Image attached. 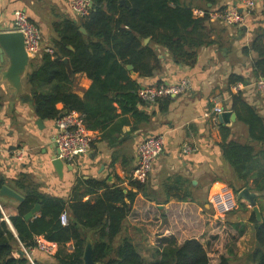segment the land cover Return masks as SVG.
Masks as SVG:
<instances>
[{"label": "trees", "instance_id": "trees-1", "mask_svg": "<svg viewBox=\"0 0 264 264\" xmlns=\"http://www.w3.org/2000/svg\"><path fill=\"white\" fill-rule=\"evenodd\" d=\"M92 1L88 17L53 23V54L44 52L30 63L25 102L34 104L37 117L43 121H56L62 114L76 112L88 130L100 133L102 142L117 147L125 136L149 121V116L138 108L143 103L138 95L140 84L127 67L133 66L140 77H152L161 66L152 45L166 49L177 65L195 66L199 50L214 43L210 13L217 10L220 0H125V5L120 0ZM196 10L204 11V17H196ZM148 38L150 43L144 45ZM244 52L257 55L253 76L264 78V31L256 34ZM65 59L70 62L72 75ZM77 74L91 81L83 97L73 90ZM239 83L249 85L240 76L230 78L231 86ZM59 104L63 109H58ZM232 110L249 128L250 141L261 148L228 141L230 130L221 128V148L233 171L228 186L236 194L249 188L264 196V119L247 104L242 93L232 95ZM129 117L135 124L128 121ZM126 127L130 131L124 133ZM14 184L25 201L19 204L18 215L10 218L15 232L0 211V264H30L20 244L33 247L38 236L58 244L57 254L51 257L54 264H84L89 241L93 261L98 264H232L238 257L237 243L248 229L246 223L216 220V231L205 248L197 239L204 226L197 212L202 201L193 197V184L181 176L169 178L158 189L151 188L148 181L132 182L135 193H125L121 187L94 179L79 180L68 203L40 193L27 175ZM4 185L0 175V189ZM138 194L158 205L173 200L182 204L172 212L176 218L172 221L173 233L157 239L155 246L146 247L148 255L128 236L124 226ZM92 195H96L94 201H84ZM36 205L41 207L40 214L25 220ZM64 213L68 214V225L61 223ZM248 223L253 228L255 247L239 264H264V218L258 222L252 213ZM69 244L73 245L72 251ZM36 264L43 263L36 259Z\"/></svg>", "mask_w": 264, "mask_h": 264}, {"label": "crops", "instance_id": "crops-1", "mask_svg": "<svg viewBox=\"0 0 264 264\" xmlns=\"http://www.w3.org/2000/svg\"><path fill=\"white\" fill-rule=\"evenodd\" d=\"M71 1L0 0V32L12 31L15 12L24 11L41 30L45 46L53 48V39L56 37L52 29L54 22L64 18L72 21L83 19L71 10ZM235 3L236 0H220L215 9ZM256 3V8L241 27L212 21L211 39L214 43L199 50L193 67L175 64L166 49L151 44L156 49L161 66L152 77H140L137 74L135 80L140 87L187 80L190 89L174 98L165 97L155 105L142 103L138 108L149 116V121L140 124L137 132L125 136L124 141L117 147L108 146L101 141L99 132L89 130L95 140L91 151L71 162H64L62 177L52 165L56 152V121H43V126L39 127L34 104L30 100L22 103L20 99H16L0 76V175L5 180V185L24 197L14 183L20 176L27 175L40 193L66 203L70 201L72 190L79 180L94 179L105 182L110 187H121L125 193H135L137 190L132 186L131 178L139 161L138 146L147 137H162L164 151L152 167L149 185L158 189L174 176L184 177L193 184V197L202 201L197 206V212L204 224L197 239L207 248L216 231L217 218L207 206L209 197L202 194L210 195L224 184L228 185V180L233 176L232 168L221 148V128L230 130L228 141L252 143L249 128L239 121L232 110V95L238 94L232 91V76H240L249 81V85H244L245 88L239 93H242L247 104L264 119V94L256 89L258 80L253 76V64L257 55L244 52L251 47L256 34L264 31V0H256ZM5 67V63L0 61V71ZM90 86L91 81L86 75L75 76L73 90L77 95L83 97ZM167 100L170 102L167 103ZM215 107L222 108V112L233 111L237 116L236 122L229 126L222 125L219 114L214 112ZM58 109H63V105L59 104ZM128 121L135 124L132 117ZM128 131L130 127L124 129V133ZM185 145H189L193 152L185 154ZM251 145L258 150L261 148L257 143ZM18 155L22 156L21 160L17 159ZM250 185L252 187V182ZM95 197L96 195L87 196L84 201H94ZM257 201L264 218V196L260 194ZM0 205L9 221L19 213L17 203L0 199ZM159 206L138 194L132 214L124 225L128 236L143 248L144 255H148L144 250L146 247L155 246L157 239L173 233L172 221L176 218L172 212L181 208L182 204L173 200L162 205L163 209ZM252 213V208L247 203L239 202L237 208L223 219L228 224L246 223L248 226L237 243L238 257L232 264L241 263L255 247L253 228L248 223ZM10 228L15 232L12 225ZM35 258L43 264H54L51 257L41 253H36Z\"/></svg>", "mask_w": 264, "mask_h": 264}, {"label": "built area", "instance_id": "built-area-1", "mask_svg": "<svg viewBox=\"0 0 264 264\" xmlns=\"http://www.w3.org/2000/svg\"><path fill=\"white\" fill-rule=\"evenodd\" d=\"M256 0H236L235 4L224 7L223 10L217 9L210 13L211 21L222 22L229 26L241 27L245 24L247 18L256 8ZM71 10L80 18H86L93 10L92 0H72L70 3ZM204 11H195L198 18L204 17ZM12 31L20 32L25 37V47L28 55L32 60L36 59L42 53L53 54L52 47H46L44 44L41 30L29 19L24 11H16L14 14V27ZM256 89L264 94V79H260L255 84ZM243 84H237L232 87L234 93H239L244 89ZM190 89V83L184 80L180 83L162 84L154 87L141 88L138 92L143 103L155 105L165 97H175L181 95ZM214 112L222 113V108L215 107ZM57 132L54 142L59 150V158L63 162H71L79 156L87 155L94 143V136L86 128L83 117L71 112L63 115L56 120ZM164 140L162 137H147L143 139L138 146V165L133 171L132 181L146 183L149 179L152 167L155 161L164 151ZM183 152L189 154L193 149L189 145L183 147ZM23 155V154H21ZM18 155L17 159L21 160L22 156ZM210 205L213 209L214 216L224 219L227 214L234 211L238 206L237 195L227 186H222L209 196ZM0 211L3 214V220L11 226L9 219L5 216L4 210L0 205ZM68 214L61 216L62 225H68ZM24 257L30 264H36V253H41L46 257H54L59 246L56 243L46 240L43 236L35 238L33 247H25L20 244ZM70 251L73 245L68 246Z\"/></svg>", "mask_w": 264, "mask_h": 264}, {"label": "water", "instance_id": "water-1", "mask_svg": "<svg viewBox=\"0 0 264 264\" xmlns=\"http://www.w3.org/2000/svg\"><path fill=\"white\" fill-rule=\"evenodd\" d=\"M120 4L125 5V0H120ZM81 32L84 35L87 34L86 30L83 28H81ZM149 42L150 38L145 39L144 45L149 44ZM69 49L73 50L72 48ZM0 61L6 65V67L0 71V76L3 83L7 85L8 90L16 99H20L22 103H24L27 99V90L25 84L32 58L26 51L25 37L22 33L17 31L0 32ZM64 64L66 65L68 72L72 75V69L69 60L65 59ZM127 69L131 72L132 78L135 79L137 74L134 71L133 66L130 65L127 67ZM62 116L63 114L60 117ZM218 118L222 125L229 126L236 122L237 116L233 111L228 110L220 113ZM37 125L42 127L43 120L38 119ZM55 146L56 152L55 157L52 160V165L56 173L62 177L65 164L58 156L59 150L56 143ZM69 168L71 169V167ZM258 197V193H253L248 188H245L237 194V201L247 203L252 208L257 221L262 222L263 217L257 201ZM0 199L17 204H21L25 201L24 197L7 185H4L0 189ZM207 206L210 208V205ZM159 208L163 209V206L160 205ZM40 212V205H36L33 210L25 216V220H31ZM84 264H98L93 261V247L91 241L88 242L85 249Z\"/></svg>", "mask_w": 264, "mask_h": 264}, {"label": "rangeland", "instance_id": "rangeland-1", "mask_svg": "<svg viewBox=\"0 0 264 264\" xmlns=\"http://www.w3.org/2000/svg\"><path fill=\"white\" fill-rule=\"evenodd\" d=\"M253 12V11H252ZM252 14V13H251ZM223 186H227V187H229L227 184H224ZM222 187V186H221ZM203 195H205L206 196V198H208L210 195H209V193H207V194H202V196ZM208 205H210V201H209V198H208ZM202 208H204V204L202 205ZM210 208L212 209V207H211V205H210ZM212 211H213V209H212ZM214 213V212H213ZM219 220H221V219H219ZM223 220V219H222Z\"/></svg>", "mask_w": 264, "mask_h": 264}]
</instances>
